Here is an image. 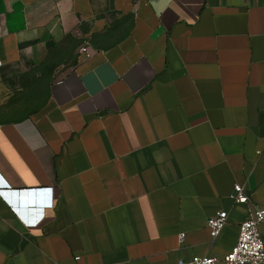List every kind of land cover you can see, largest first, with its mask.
<instances>
[{"label": "crops", "instance_id": "obj_1", "mask_svg": "<svg viewBox=\"0 0 264 264\" xmlns=\"http://www.w3.org/2000/svg\"><path fill=\"white\" fill-rule=\"evenodd\" d=\"M0 180V264H226L235 186L264 205V0H0Z\"/></svg>", "mask_w": 264, "mask_h": 264}, {"label": "built area", "instance_id": "obj_2", "mask_svg": "<svg viewBox=\"0 0 264 264\" xmlns=\"http://www.w3.org/2000/svg\"><path fill=\"white\" fill-rule=\"evenodd\" d=\"M82 51L88 52V47L83 46ZM0 185H5L0 180ZM234 200L236 203L250 204V216L242 222L240 235L234 248L223 257L226 264H264V236L261 225L264 224V205L255 204L250 194L242 184L235 186ZM19 212V210H17ZM42 215L35 220H28V224H37L43 219ZM227 211H219L208 221L211 238L214 241L223 231L228 223ZM219 258L216 256H194L180 261V264H217Z\"/></svg>", "mask_w": 264, "mask_h": 264}, {"label": "rangeland", "instance_id": "obj_3", "mask_svg": "<svg viewBox=\"0 0 264 264\" xmlns=\"http://www.w3.org/2000/svg\"><path fill=\"white\" fill-rule=\"evenodd\" d=\"M37 108H38V99H37V102H35L33 105H31V106L27 105L26 106V109H34L35 110ZM24 115H28V112H22V111H20L17 114H14V113L12 114L13 117H22Z\"/></svg>", "mask_w": 264, "mask_h": 264}]
</instances>
